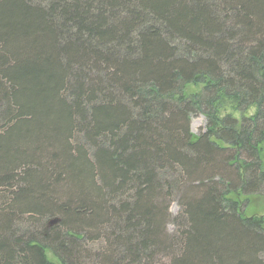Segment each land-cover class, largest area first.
<instances>
[{
	"label": "trees",
	"instance_id": "trees-1",
	"mask_svg": "<svg viewBox=\"0 0 264 264\" xmlns=\"http://www.w3.org/2000/svg\"><path fill=\"white\" fill-rule=\"evenodd\" d=\"M260 194L264 0H0V264H264Z\"/></svg>",
	"mask_w": 264,
	"mask_h": 264
},
{
	"label": "rangeland",
	"instance_id": "rangeland-1",
	"mask_svg": "<svg viewBox=\"0 0 264 264\" xmlns=\"http://www.w3.org/2000/svg\"><path fill=\"white\" fill-rule=\"evenodd\" d=\"M194 91L196 90L191 89V92H194ZM254 113H255V109H250L247 112L248 115H252ZM236 116L239 117L238 114H236ZM205 127H206V119L204 116L198 115L197 117L192 118L191 131L195 136L199 135L205 129ZM260 195L251 196V197L242 199L243 202L248 201L247 204L245 205L244 212H243L246 217L264 216V195H261V196ZM177 200L178 199H174L171 202L170 214L172 218L177 217L180 211V207H179ZM172 218L169 219V222H168L169 223L168 229L170 233H172L175 230L174 227L171 226V223L173 222ZM101 246L100 244L91 245V249L96 251L97 249L102 248ZM49 257L50 259L54 260L56 264H60L58 260L53 258L51 255H49Z\"/></svg>",
	"mask_w": 264,
	"mask_h": 264
},
{
	"label": "water",
	"instance_id": "water-1",
	"mask_svg": "<svg viewBox=\"0 0 264 264\" xmlns=\"http://www.w3.org/2000/svg\"><path fill=\"white\" fill-rule=\"evenodd\" d=\"M54 223H56V222H53V223H51V224H54Z\"/></svg>",
	"mask_w": 264,
	"mask_h": 264
}]
</instances>
